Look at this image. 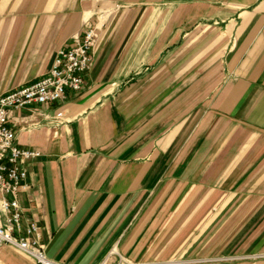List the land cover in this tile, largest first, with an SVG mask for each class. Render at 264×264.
Here are the masks:
<instances>
[{"label":"crops","instance_id":"obj_1","mask_svg":"<svg viewBox=\"0 0 264 264\" xmlns=\"http://www.w3.org/2000/svg\"><path fill=\"white\" fill-rule=\"evenodd\" d=\"M88 27L82 91L9 120L46 258L264 264V0H0V95Z\"/></svg>","mask_w":264,"mask_h":264},{"label":"built area","instance_id":"obj_2","mask_svg":"<svg viewBox=\"0 0 264 264\" xmlns=\"http://www.w3.org/2000/svg\"><path fill=\"white\" fill-rule=\"evenodd\" d=\"M97 38L95 28L88 27L75 46L56 52L47 75L0 95V247H10L35 264L60 263L46 258L45 247L40 242V227L25 218L19 204L20 193L27 187V164L36 159L39 152L15 145V133L9 123L11 112L20 109L36 112L51 104L60 106L67 92L80 93L83 76L91 67ZM63 118L59 110L52 119L60 125Z\"/></svg>","mask_w":264,"mask_h":264}]
</instances>
